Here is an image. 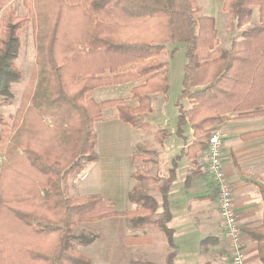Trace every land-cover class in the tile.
I'll use <instances>...</instances> for the list:
<instances>
[{"label":"trees","instance_id":"trees-1","mask_svg":"<svg viewBox=\"0 0 264 264\" xmlns=\"http://www.w3.org/2000/svg\"><path fill=\"white\" fill-rule=\"evenodd\" d=\"M16 1L0 0V105L13 104L11 88L22 80L16 61L22 31L30 21L35 27L37 76L25 87L16 112L8 119L0 115V145L5 150L0 167V264H91L81 248L93 244L99 234L75 229L119 216L126 217L133 230L152 226L162 231L171 250L166 264H175L178 250L169 228L168 195L178 158L207 151L213 131L227 120L264 117V0L223 1L228 29L240 32L228 49L219 46L215 19L200 16L195 0H23L28 15L18 14L12 6ZM256 8L259 24L251 28ZM168 43L187 45L175 134L186 142L192 130V145L173 161L165 179L146 171L133 174L142 184L128 196L136 206L133 212H118L101 196H69L68 181L98 161L94 126L105 120L106 110L115 108L116 118L135 129L152 128L147 115L153 112L154 96L167 95L170 89L168 63L161 60ZM128 84L134 85L128 99L93 98L98 89ZM169 136L162 129L155 140L163 145ZM261 137L264 130L242 139ZM145 185L156 186L161 202ZM259 190L264 201V186ZM160 209L161 216L154 218ZM242 232L257 243L264 264V223ZM150 242L147 236L126 238L128 245Z\"/></svg>","mask_w":264,"mask_h":264},{"label":"crops","instance_id":"crops-1","mask_svg":"<svg viewBox=\"0 0 264 264\" xmlns=\"http://www.w3.org/2000/svg\"><path fill=\"white\" fill-rule=\"evenodd\" d=\"M2 15L3 12L0 13V21ZM126 86L130 94L134 85ZM154 99L153 112L147 117H154L157 113ZM164 113L162 109L160 118ZM104 116L105 120L96 125L98 161L87 166L74 180H69V187L76 197L101 196L114 203L118 212H133L136 206L129 201V193L142 186L133 179V174L146 171L161 179L168 177L173 161L192 145L193 131H188L185 142L176 136V124L173 132L167 130L170 136L160 145L155 140L153 127L148 131L135 129L116 118L115 108L106 110ZM220 130L224 173L234 192L238 221L242 230L259 228L264 223V201L259 190L264 186V137L244 140L242 136L264 130V117L230 119L222 124ZM135 155L142 157L134 161ZM168 203L172 214L169 228L174 231L173 241L178 250L176 259L181 264H231L229 241L218 212V193L209 172L207 151L194 158H178L176 179L170 189ZM127 221L126 217L119 216L90 227L87 225L99 234L93 244L81 248L91 259V264H132V253L152 249V236H147L151 240L148 245L126 243L127 237L145 236L143 230L129 228ZM207 238L211 241L204 245ZM244 247L246 264H262L257 243L247 235H244Z\"/></svg>","mask_w":264,"mask_h":264},{"label":"rangeland","instance_id":"rangeland-1","mask_svg":"<svg viewBox=\"0 0 264 264\" xmlns=\"http://www.w3.org/2000/svg\"><path fill=\"white\" fill-rule=\"evenodd\" d=\"M224 0H195L197 7L201 9L200 16L212 17L216 21V29L218 31V36L220 40V47L223 49H228L231 46L232 39L238 34L239 31L234 33L230 32L228 29V23L230 17L222 11V4ZM12 6L17 10L19 15H28V10L23 5V0H17L12 4ZM1 23V21H0ZM259 24V12L258 9H254V13L251 18L250 27H255ZM1 27V25H0ZM1 33V28H0ZM35 27L33 22L30 21L22 31V39L19 49L18 58L16 64L19 70L22 72V80L18 84H14L11 88L13 93V104L8 106L0 105V115H3L7 119L10 115L14 114L20 104L21 96L24 92L27 84L34 81L35 76H37L35 65L37 50L35 47ZM187 45L184 43H168L166 45V53L161 57V60L168 63L169 69V82L170 89L167 95L159 94L158 97L154 99L157 113L154 117L148 116L147 120L151 123L153 131L157 132L162 129H166L169 132H173L177 124V108L176 104L179 96L183 89V78H184V67L187 63ZM93 98L98 101H106L113 99H128L129 98V87L128 86H113L106 87L100 91L93 93ZM3 98L0 97V101ZM3 102V101H2ZM130 103L136 104L134 101L130 100ZM184 106L190 108L191 105L187 101H184ZM164 110V116L160 118L159 113ZM97 125V124H96ZM96 125L94 128L96 129ZM98 134V132H97ZM208 144V142H207ZM3 145H0V167L5 163V150L2 149ZM159 176L161 174V168L159 167ZM74 180V178L70 179ZM71 181L67 183V192L69 196L76 197L72 193L71 187H69ZM148 194L158 198L161 201L160 194L155 190L156 186L149 188V185H145ZM161 216V209L154 215V218H159ZM100 222V221H99ZM97 223V222H95ZM88 224L90 227L92 224ZM87 225H81L75 230L77 233L83 230H91ZM145 229V230H144ZM143 230L145 236H152L153 247L150 251L144 254L143 251L136 250L132 253L134 258L133 262L141 264H166L165 256L170 252L166 235L152 226L146 227ZM95 233V232H94ZM148 250V249H147ZM126 252V250H124ZM123 252V254L125 253ZM122 254V255H123ZM150 254V255H149ZM126 253L124 254L125 257ZM119 256V254H118ZM128 256V255H127ZM150 261H153L150 263ZM175 264H181L180 260L175 259Z\"/></svg>","mask_w":264,"mask_h":264},{"label":"built area","instance_id":"built-area-1","mask_svg":"<svg viewBox=\"0 0 264 264\" xmlns=\"http://www.w3.org/2000/svg\"><path fill=\"white\" fill-rule=\"evenodd\" d=\"M209 172L218 192V212L229 241L231 264H246L244 234L234 206V192L224 173L222 131H213L208 140Z\"/></svg>","mask_w":264,"mask_h":264}]
</instances>
